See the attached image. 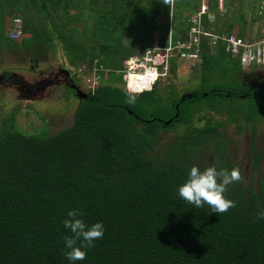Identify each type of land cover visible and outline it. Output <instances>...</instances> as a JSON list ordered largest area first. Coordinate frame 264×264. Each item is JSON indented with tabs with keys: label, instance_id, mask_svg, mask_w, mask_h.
Returning a JSON list of instances; mask_svg holds the SVG:
<instances>
[{
	"label": "trees",
	"instance_id": "obj_1",
	"mask_svg": "<svg viewBox=\"0 0 264 264\" xmlns=\"http://www.w3.org/2000/svg\"><path fill=\"white\" fill-rule=\"evenodd\" d=\"M247 1L223 0L221 14L217 0H206L215 17L208 25L212 34L234 36L236 25L234 37L243 39L247 15L260 0ZM200 5L201 0H173L171 7L163 0H0V41L6 16H18L23 34L54 36L55 42L21 47L33 60L59 48L72 68L108 70L79 100L65 129L25 134L15 112L1 119L0 264H264V220L258 219L264 201L251 185H228L225 196L235 206L221 214L178 194L203 149L214 153L217 169L235 168L222 134L228 123L264 119V95L243 86L239 59L224 42L213 46L202 38L194 66L199 88L183 98L173 84L161 87L158 81L128 103L122 75L115 73L138 50L167 45L170 11L172 37L184 39L188 18ZM262 9L252 21L263 19L264 30ZM176 68L173 59L168 77H176ZM200 111L227 114L226 120L196 117ZM179 126L183 135L167 153L152 155L160 134ZM75 209L87 226L104 227L81 261L65 256L64 241L72 233L62 221Z\"/></svg>",
	"mask_w": 264,
	"mask_h": 264
},
{
	"label": "rangeland",
	"instance_id": "obj_2",
	"mask_svg": "<svg viewBox=\"0 0 264 264\" xmlns=\"http://www.w3.org/2000/svg\"><path fill=\"white\" fill-rule=\"evenodd\" d=\"M244 2H248L244 0ZM264 0H260L254 8V14H248L246 42H261L264 38L263 19L252 21L256 16L263 15ZM12 15L5 18L4 40L0 41V121L10 113H16L17 127L25 134L39 132L46 129L49 133H56L72 124L74 111L80 100L78 95L69 92L74 85L81 93L86 94L92 72L86 67L83 73L78 74V69L70 67L64 60L59 48L56 53H51L33 60L21 47L33 44H46L55 42L51 33L39 36L20 35L12 37L11 31L15 29ZM225 14L221 22L223 27L227 20ZM251 20V22H249ZM215 23V20L214 22ZM212 23V24H213ZM234 23V22H233ZM238 27L231 29V35L236 36ZM36 61V62H35ZM200 58L191 62H177L175 78L166 77L161 81V87L169 83L179 97L192 94L199 87V75L194 66L199 64ZM83 67V66H82ZM80 67V68H82ZM243 69V68H242ZM65 71L67 74H65ZM238 78L244 86L264 93V64L243 69ZM107 78L108 70L103 74ZM102 81H100L101 83ZM227 115V114H226ZM211 112L200 111L196 117L226 120ZM223 132L226 156L229 162L239 168L244 187L251 185L253 190L264 201V119L252 125L242 122L228 123ZM255 132L252 141V132ZM179 126L176 132L163 131L158 140V146L152 153L154 156H164L178 135H183ZM255 149V156L252 153ZM216 156L209 149H203L195 159V166L202 170L216 165Z\"/></svg>",
	"mask_w": 264,
	"mask_h": 264
},
{
	"label": "built area",
	"instance_id": "obj_3",
	"mask_svg": "<svg viewBox=\"0 0 264 264\" xmlns=\"http://www.w3.org/2000/svg\"><path fill=\"white\" fill-rule=\"evenodd\" d=\"M218 10L221 14L225 13L223 0H217ZM215 17L209 12L204 1L200 8L192 13L188 18V29L186 37L173 39L172 12L170 11L167 45L160 47L155 45L147 47L144 50H138L135 55L128 57L123 62L121 70L115 73H121L125 90L129 93L140 94L144 91H150L154 88L156 82L163 80L169 75L171 62L175 59L177 62H195L199 59V44L202 38H208L211 45L218 41L225 43V50L233 57H237L243 69L251 66L264 64V38L261 42H246L244 39L234 36L214 35L208 25L213 23ZM15 29L11 31L12 37L23 35L21 30V19L18 16L13 18ZM264 31V30H263ZM97 61H95V64ZM86 66L78 69V74L83 73ZM91 81L86 92L90 93L98 87L103 74L106 70L102 65L94 67ZM141 86V88H139Z\"/></svg>",
	"mask_w": 264,
	"mask_h": 264
},
{
	"label": "clouds",
	"instance_id": "obj_4",
	"mask_svg": "<svg viewBox=\"0 0 264 264\" xmlns=\"http://www.w3.org/2000/svg\"><path fill=\"white\" fill-rule=\"evenodd\" d=\"M163 3L171 7L173 0H163ZM127 94L128 103H134L135 95L131 92ZM240 180H242V175L239 168H233L229 172L227 169H217L214 165L203 170L194 165L189 170L186 182L179 186L178 194L183 200L197 208L208 205L212 212L221 214L235 206V202L225 196L227 186ZM82 215L83 212L78 209L71 210L67 218L62 221L64 227L72 233L64 241L68 249L65 256L70 261L84 260L87 253L83 249L94 246L93 242L104 235L102 222L89 227L80 218ZM258 219L264 220V212L258 215ZM78 241L79 246H77Z\"/></svg>",
	"mask_w": 264,
	"mask_h": 264
},
{
	"label": "water",
	"instance_id": "obj_5",
	"mask_svg": "<svg viewBox=\"0 0 264 264\" xmlns=\"http://www.w3.org/2000/svg\"><path fill=\"white\" fill-rule=\"evenodd\" d=\"M65 74H67L66 71H65ZM71 88H72L73 90L76 91V94L78 95V97H79L80 99H82V98H86V97H87L86 94L81 93V92H80V91H79L74 85H72ZM129 114H132V112L129 111ZM170 122H171V121L165 122V125H168Z\"/></svg>",
	"mask_w": 264,
	"mask_h": 264
},
{
	"label": "flooded vegetation",
	"instance_id": "obj_6",
	"mask_svg": "<svg viewBox=\"0 0 264 264\" xmlns=\"http://www.w3.org/2000/svg\"><path fill=\"white\" fill-rule=\"evenodd\" d=\"M243 86H244V85H243ZM245 87H247V86H245ZM198 88H199V87H198ZM198 88H197V89H198ZM247 88H249V87H247ZM197 89H196V90H197ZM249 89L252 90L256 95H262V94L264 95V93H262L260 90H254V89H251V88H249ZM196 90H195V91H196ZM195 91H194V92H195ZM194 92H193V93H194ZM193 93H192V94H193ZM189 95H191V94H189ZM189 95H186V96H189ZM183 97H185V96H183ZM183 97H182V98H183ZM263 108H264V107H263Z\"/></svg>",
	"mask_w": 264,
	"mask_h": 264
},
{
	"label": "crops",
	"instance_id": "obj_7",
	"mask_svg": "<svg viewBox=\"0 0 264 264\" xmlns=\"http://www.w3.org/2000/svg\"><path fill=\"white\" fill-rule=\"evenodd\" d=\"M206 2V0H201V4L203 3V2ZM222 35H226V34H222ZM226 36H228V35H226ZM155 46V45H154Z\"/></svg>",
	"mask_w": 264,
	"mask_h": 264
},
{
	"label": "bare ground",
	"instance_id": "obj_8",
	"mask_svg": "<svg viewBox=\"0 0 264 264\" xmlns=\"http://www.w3.org/2000/svg\"><path fill=\"white\" fill-rule=\"evenodd\" d=\"M139 88H141V86H139Z\"/></svg>",
	"mask_w": 264,
	"mask_h": 264
}]
</instances>
